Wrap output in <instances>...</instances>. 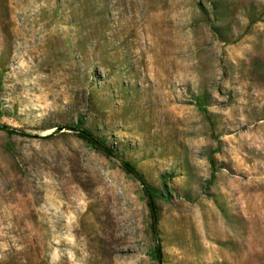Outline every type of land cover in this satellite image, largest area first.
I'll return each instance as SVG.
<instances>
[{
	"label": "rangeland",
	"instance_id": "1",
	"mask_svg": "<svg viewBox=\"0 0 264 264\" xmlns=\"http://www.w3.org/2000/svg\"><path fill=\"white\" fill-rule=\"evenodd\" d=\"M79 121L170 193L163 264H264V0H0V123L37 136L0 131V264H157Z\"/></svg>",
	"mask_w": 264,
	"mask_h": 264
},
{
	"label": "trees",
	"instance_id": "2",
	"mask_svg": "<svg viewBox=\"0 0 264 264\" xmlns=\"http://www.w3.org/2000/svg\"><path fill=\"white\" fill-rule=\"evenodd\" d=\"M220 30L221 28L216 29L215 31L218 36L222 37V32ZM195 101L197 104L201 105L203 103V98H195ZM201 109L203 108L201 107ZM60 129L70 131L75 135L76 138L84 142L88 147L101 153L105 157L109 159H115L119 163L120 169L123 171V173L139 184L142 194L146 200L150 216V230L154 242V249L150 254L157 262V264H163L161 240L159 237L160 233L157 227L159 221V213L158 207L156 205V200L162 199L164 201H169L170 193L168 192V190L165 189V195L158 193L157 190L148 183L145 176L138 169L136 164L126 160L123 156L119 155L117 151L109 146L104 139L99 138L89 128L85 127L84 122L79 121L72 124H65ZM60 129H56L55 131H58ZM0 131L4 132L8 136L16 135L20 137H37L25 132L24 130L13 128L2 123H0ZM162 179V184L165 186L167 180H170V174L163 175Z\"/></svg>",
	"mask_w": 264,
	"mask_h": 264
}]
</instances>
